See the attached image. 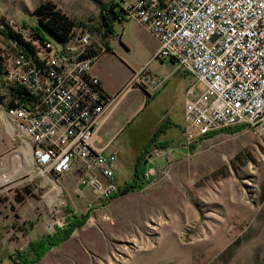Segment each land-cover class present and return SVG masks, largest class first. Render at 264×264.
<instances>
[{"label": "rangeland", "instance_id": "374dc122", "mask_svg": "<svg viewBox=\"0 0 264 264\" xmlns=\"http://www.w3.org/2000/svg\"><path fill=\"white\" fill-rule=\"evenodd\" d=\"M42 1L0 0V11L15 24L33 29L39 23L31 11ZM53 1L75 21V31L88 28L100 37V9L111 0ZM116 28L121 41L116 39L115 47L120 42L128 49L126 60L135 71L149 64L152 74L167 81L170 94L144 102L111 141L117 181L122 186L135 181L138 186L113 197L108 205L91 207L84 226H77L34 264H264V130L223 131L201 140L189 155L185 136L180 135L173 158L138 164L149 136L165 121L167 105L184 101L192 79L174 72L170 58L150 61L148 36L135 20L117 22ZM45 35L55 47L61 46ZM5 46L0 35V53ZM1 80L0 74V110L6 95ZM201 91L198 87L192 97ZM177 122L181 124V118ZM15 145L0 119V168L1 164L8 171L16 168ZM23 159L26 171L19 178L23 182L0 193V264L11 263L6 251L25 250L29 238H41L53 218L69 212L64 192L72 184L63 178L57 185L44 184L33 176L27 156ZM67 195L71 207L84 214L88 208L83 196Z\"/></svg>", "mask_w": 264, "mask_h": 264}, {"label": "built area", "instance_id": "2783aa9c", "mask_svg": "<svg viewBox=\"0 0 264 264\" xmlns=\"http://www.w3.org/2000/svg\"><path fill=\"white\" fill-rule=\"evenodd\" d=\"M122 12L157 40L150 61L170 58L192 79L184 105L187 155L191 145L196 147L208 133L229 128L264 130V0H129ZM0 17L29 43L25 49L0 34L6 44L1 51L6 95L0 119L9 127L17 151L16 168L8 171L1 164L0 193L23 182L19 178L26 171L23 156H27L33 176L44 184L57 185V179L75 172L77 193L83 196V190L89 189L95 199L87 202L88 211L107 205L118 191L117 155L110 143L97 146L93 137L124 92L148 93L163 78L152 74L146 64L117 94L108 95L90 73L106 48L89 29L80 27L57 48L1 11ZM3 27L0 22V30ZM16 84L31 98L12 97L8 89ZM198 87L201 93L192 97ZM173 145L154 147L144 163L168 157ZM71 215L75 216L69 211L53 218L48 231L63 228Z\"/></svg>", "mask_w": 264, "mask_h": 264}, {"label": "crops", "instance_id": "0c3cea01", "mask_svg": "<svg viewBox=\"0 0 264 264\" xmlns=\"http://www.w3.org/2000/svg\"><path fill=\"white\" fill-rule=\"evenodd\" d=\"M116 1L119 2L121 7H123L124 4L127 3L129 0H116ZM127 20H130V19H125V21L118 22V23H125ZM116 23L117 22H114V25H113V33L110 34L109 37L106 39V45L108 49L100 54V56L98 57L96 62L93 64L90 70V73L92 75L99 78L103 91L108 95L117 94L122 89L124 84L128 81V79L131 77L132 73L136 70V67L132 66L126 60L125 54H127L128 49L120 42L117 43V46L115 47L116 39H119V41H121V35H119V31H117ZM146 34L148 36L149 48L154 53L158 45L157 40L148 31H146ZM119 57L124 58L126 63L121 61ZM174 69H175L174 72H181L180 70H177L176 67H174ZM166 82L167 81H164L163 79L162 84L157 89L149 91L150 94L142 91L141 89H134V90H129V91L124 92L115 101L108 115L104 117L102 124L96 131L93 137V141L95 145L102 146L107 143H110V146H111V141L115 139V135L120 130L122 132L123 127L124 128L127 127L128 125L127 122L129 121V119L132 117V115L135 114L137 110H139L144 105V102L148 103L150 100L156 98L157 96L170 94L169 92L171 91V89L167 90ZM163 85L165 87H162ZM189 86L186 88L184 92L185 99L181 104H179L178 102L173 104L171 102L170 104L167 105V109L163 113L165 115V121L164 120L161 121L155 127L151 135L149 136V139H148L149 146L146 148L145 153L143 155H146L149 152H151L154 147L163 148L166 145L174 144V142L178 139L180 135H182V138L184 137V105H185L186 99L188 98L187 90ZM127 97L129 98L125 100V98ZM178 118H181V124L177 122ZM169 157H172V156L169 155L168 157L159 159L157 161V164L158 162L160 163L163 160L168 159ZM141 164H144V159ZM63 179H65L67 183L72 184V188L70 190L65 188V192H64V195L67 201V210L72 211L76 217H79V214L76 211V208L73 209L71 207L69 203V199L67 197L68 196L67 194H70V192H73L77 198L78 197L81 198L80 196H77L78 193H77V185H76V173L69 172ZM74 182H75V186L73 185ZM117 184L118 186L123 187L122 183L118 181H117ZM89 196H91V199H92L93 196H92L91 191L89 189H84L83 198L81 199L86 200V202H88L89 200H91V199L88 200ZM109 203L110 201L107 202V205ZM77 209L80 210L79 208ZM89 216H90V213H89ZM70 217H71L70 219H73L72 215ZM34 226L35 224H32L30 226V229L27 231L28 235H30ZM51 233L49 231L48 233L43 231L42 236H45L46 234H51ZM1 238H3V236ZM5 240L8 241L7 233L5 234ZM29 240H32V239L29 238ZM34 240H37V239H34ZM5 253L7 254V256H9V258H10V255H14L12 251L10 252L6 251ZM0 258H1V255H0Z\"/></svg>", "mask_w": 264, "mask_h": 264}, {"label": "trees", "instance_id": "16d2710c", "mask_svg": "<svg viewBox=\"0 0 264 264\" xmlns=\"http://www.w3.org/2000/svg\"><path fill=\"white\" fill-rule=\"evenodd\" d=\"M31 13L37 17L39 23L38 26L31 30L35 34V36L40 38L41 40L47 39L45 34H48L58 42L63 43L69 40L72 37V34L75 32V21L71 19L64 11H62V9L59 8L53 0H44L40 2L34 7ZM100 18L101 27L99 29V38L103 40L104 46L107 50L108 47L106 45V39L110 34L113 33L114 22L125 21L122 7L120 6L119 2H117L116 0H111L107 4L103 5L100 9ZM0 22L4 26L0 30V34L2 36H4L5 38L14 39L21 47L25 49L29 47V43L24 41L21 34L16 33L12 30L10 25L5 22L3 17H0ZM23 26L26 27L25 25ZM0 74L1 76L3 75L1 53ZM8 93H10L12 97L19 98L21 101H25L31 98L29 92L19 84H16L15 86L9 88ZM234 129L239 128H229L221 130L219 132ZM219 132L208 133L201 137L200 140L211 137ZM195 145L196 144H192L191 148H195ZM143 159H145V156L144 158L142 157L141 159H139V162L137 161V163L141 164ZM136 186H138V184L134 181L128 186L119 188L118 192L112 195L109 201L113 197L127 193L131 188H135ZM88 218L89 211H86L84 214L79 215V217L73 216V219H71L63 228H56L51 234H46L45 236H42L37 240H29L24 251H16L14 255H10V264H34L38 262L48 250L68 239L73 231L77 228V226H83Z\"/></svg>", "mask_w": 264, "mask_h": 264}]
</instances>
